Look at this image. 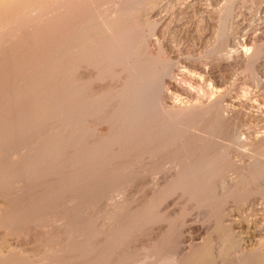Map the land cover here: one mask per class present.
<instances>
[{"label": "rangeland", "instance_id": "rangeland-1", "mask_svg": "<svg viewBox=\"0 0 264 264\" xmlns=\"http://www.w3.org/2000/svg\"><path fill=\"white\" fill-rule=\"evenodd\" d=\"M110 1L92 0L91 4L103 6ZM149 1L152 7L147 15H151L147 17L143 14L136 33L142 47L151 41L154 43V52L142 56H125L122 54L123 50L118 49L112 54L105 55L94 67L89 68L90 71L79 78L75 85L84 99L105 96L109 108L114 109L113 111L119 106L129 107L126 116L112 123L113 135L125 136L147 117L158 115L160 124L153 138L172 133V137L164 142L168 145L162 143L158 145L154 143L149 147L144 145L139 148L141 151L137 150L134 153V156H137L128 161L127 165L125 164L127 173L98 176L92 173L84 154L73 153L72 139L77 133H72L71 126H68V129L64 128L71 124V117L69 112H67L69 115H65L66 119L63 117L67 109L65 111V107L62 106L68 102V97L66 95L63 98L60 95L59 108L55 109L59 110L51 114L54 118L56 116V120L50 116L42 120L43 127L40 121V126L36 125V128H33L36 130L34 134L33 129L25 130L18 134L20 137L17 135L11 137L14 140L9 139L5 143L7 148L3 146L4 150L6 149L3 150L4 156L7 152L13 151L10 152V159L17 150L26 155V159H21L17 166L16 164L14 167L11 166L8 172L11 173L12 170L13 172L8 177L18 175L23 169L29 173L25 176L27 178L19 179V188H16L14 183L0 185V190L3 189L0 192V225L2 223L0 248L2 254H10L8 258L11 261L7 260V262H12L11 257L15 260L14 263L8 264H54L55 259V262L58 261L55 264H93V262L94 264H175L179 251L182 257L187 251L193 254L203 246L211 250V258L214 255L216 257L214 260L209 257L211 261L207 259L206 264H256L257 261L263 260L264 75L257 73L258 71L248 64L236 68L223 63L224 66L218 73L221 76L219 75L218 80H214L211 77H203L198 66L211 69V65L215 63L218 65L220 62H228V52L232 49L228 44L230 38L238 41L242 46L246 45L245 48L262 50L264 0ZM189 5L194 7L191 9ZM157 23L163 24L162 36L155 35L154 27ZM255 36H258V39L254 41ZM164 43L167 47L163 46ZM261 53L264 56V51ZM112 73L115 75L113 76ZM102 74H108L112 84L90 93L88 86L91 80ZM164 76L178 81L185 88V91L166 90V92L172 95V100L189 104L192 107L190 114L176 115L173 112L154 109L157 89ZM192 77L196 78V81L191 80ZM213 92L217 94L221 92L226 96L225 105L236 106L243 99L248 105L246 104V107L237 104L240 109L231 116L228 114L226 117L224 112L222 115V110L205 118L206 121L203 119V123L198 124L195 121L193 123L192 120L189 124L192 117L200 110L198 97L208 99L213 96L211 94ZM57 117L63 120L60 121L58 128ZM109 117L99 122L109 125ZM67 119L69 122H66ZM54 120L55 124L49 126ZM47 121L48 124L45 123ZM64 122L66 123L62 125ZM84 122L86 123V120ZM51 127L54 129L52 130ZM44 130L45 135L42 133ZM83 130L85 128L80 129ZM54 133L56 136L52 138ZM180 134L182 135L179 136ZM32 136H35L33 138L35 141L32 140ZM24 137L28 139L24 141ZM256 137L258 139L254 140ZM187 138L190 139L189 142ZM17 140H20L19 143ZM44 141L50 146L43 143ZM11 144L14 147L13 145L11 147ZM37 145H41L40 149L43 146L44 151H39ZM167 146H174L175 149L174 147L169 149ZM25 147L31 153L27 152ZM35 148L39 154L33 150ZM161 150H165L164 155ZM41 151L44 153L42 154ZM8 154L5 159H9ZM26 160L30 161L27 163ZM38 160L39 163L35 162ZM22 162L25 163L20 166ZM34 167L41 169V172ZM139 171H142L143 176ZM41 178L42 180H39ZM28 182L29 185L32 184L31 190L27 187ZM4 202L5 204L9 202V206H5ZM3 224L8 225L3 226ZM190 226L193 228L191 229ZM197 227L202 231H198ZM184 237H187L190 243L183 242ZM191 254L184 258L186 259L184 264H189L187 261L190 260ZM90 255L93 262L87 260ZM58 257L60 261L57 260Z\"/></svg>", "mask_w": 264, "mask_h": 264}, {"label": "bare ground", "instance_id": "bare-ground-1", "mask_svg": "<svg viewBox=\"0 0 264 264\" xmlns=\"http://www.w3.org/2000/svg\"><path fill=\"white\" fill-rule=\"evenodd\" d=\"M91 1L92 0H0V185H4V184H8V183H11V184L14 183V186L16 185L15 187L19 188V186H20L19 185L20 184L19 179L21 180V178H27L25 176L27 174L29 175V173H27V171L25 169H23L22 172L19 171L18 175L15 174L12 177H8V175H10L13 172V170L11 173L8 172V170L11 168V166L13 165V167H14V164H16V166H17V164H19V162L22 161L21 159H24L26 155L24 153H21L22 151L18 152V150H17L16 153L14 151V153H13L14 156H13V158L10 159V157H9L10 152H13V151H10V152H7V153H9L7 155V157L9 159H7V158L5 159V156L7 154L6 153L5 156L3 154V153H5V152H3L4 148H7L5 143L9 139H13L11 137H13L14 135L18 136V134L20 132H24L25 130L31 131L33 128H36L35 127L36 125L40 126V124H39L40 121H41V124H43L44 122H42V120H45L46 118L48 119V117H50L52 113H55V111L58 112L59 109L58 110H55V109L59 106L58 100L60 99L59 98L60 95H62L63 98L66 95L68 97V102L64 106H62V107H65V109H64L65 111L67 109L66 112L64 111L66 114H64L63 117L66 119L65 115H69V114H67V112L70 113V117H71V120H70L71 124L69 123V125H66L67 127H64V128L68 129V126H71L73 128L72 133H77V135L73 136V139H72L73 140L72 143L74 144V147H72L73 151H74L73 153L76 155H78V154L83 155L84 154V156L86 157V160L88 162L87 164H89L91 167L90 169H92L91 170L92 173L97 174L98 176H114V175L125 173L127 169L124 166L127 165L126 163L128 161H131V159H133L134 157L137 156V155L134 156L135 155L134 153L137 150H139V148H142V146H144V145H147L146 147H149L150 145H152L154 143H157V145H158V143L164 144V142H167V140H169L170 137H172L171 135H173L172 133H166L161 137L153 138L155 131L159 128L160 121H159L158 115H152L150 117H147L145 120L141 121L138 125H136V127L133 130H131L129 134L122 136V137H120V136L117 137V136L113 135V132L111 130L112 123H115L119 119H122L124 116H126L129 113V107H127L126 105L121 106V107L119 106L117 110L113 111L114 109L109 108L108 103L106 102L105 96L99 97L97 99H84L83 96L81 97L78 89H76V85H75L76 81L79 78H81L82 76H84L88 71H90L89 68L94 67L98 63V61H100L105 55L112 54L113 52H116L118 49L123 50L122 54L125 56H142L148 52L149 53L154 52V49H153L154 43L151 41V42H149V44L147 43L145 45V47H142L140 44L141 40L137 36V33H136V29L138 28V25L140 24V20H141V17L143 16V14L146 15L147 17L148 16L150 17V15H151V14L147 15V14H149L148 10L152 7V4H150L149 0H111L109 3H105L103 6H95V5L91 4ZM196 1H198V0H196ZM230 1H236V0H230ZM189 6H191L190 7L191 9H192V7H194L192 5H189ZM154 32H155V35L162 36L163 32H164L163 24L157 23L154 27ZM257 39H258V36L253 37L254 41ZM228 42H229L228 44H230L232 47V49L229 50V52H228V62H225V61L220 62V63H218V65L215 63V65H211L212 66L211 69H208L205 66L204 67L198 66V69L200 70V73L202 74L203 77H206V78L211 77V78H214V80H218L219 75H220V74H218L220 71L219 69L222 66H224L223 63H225V65L228 64L229 67H234V66L240 67L243 64H248L252 67V69H255L256 71H258L257 73H259V74L261 73L264 75V56H262L263 54L261 53L262 51H264V48H262V50H259V49L254 50L252 48L248 49V48H245L246 45H243L244 46L243 47L242 44H240L238 41H235L232 38L228 39ZM165 44L166 43H164L163 46L167 47V44L166 45ZM228 65H226V66H228ZM227 69H228V67H227ZM231 69H235V68H231ZM221 71H223V68ZM168 73H170V72L168 71ZM112 74H113V76L115 75V73H112ZM112 74H111V76H112ZM190 79L193 81H196V78H194V77H192ZM109 80L110 79H109L108 74H102V75L96 76L94 79L91 80L90 85L88 86L89 92L94 93L96 90L112 84L111 83L112 80H110V81ZM166 90L185 91V88H183L179 84L178 81L169 79L168 77L164 76L162 78L160 84H159V88L157 89L155 102H154V109H156L158 111L173 112L176 115H185V114H190V112H192V107L189 104L181 103L178 100H172V97H171L172 95L170 93H167ZM67 91H68V93H66ZM211 94L213 96H210L208 94L210 96V98H208V99H204V98L197 96L199 98L200 110L198 111V113L196 115H194L192 117L189 124L192 122V120H193V123H194V121H195V123H198V124L203 123L202 121H204L205 118H208L209 116L211 117V114H214V113L217 114L218 111L221 112L222 110H223L222 115L224 112V115L226 117L228 114H230L228 116H231V114L233 112H235L237 109L238 110L240 109L238 107L239 105L240 106L245 105L246 107L248 105L247 101H243L245 99H243L242 100L243 102L241 101L239 104L236 102L238 104V106L236 104V106L238 108H236L234 103H232L234 105H231V104L225 105L226 96H224L221 92H219L218 94L213 92ZM191 96H193L192 93H191ZM64 100L65 99H63V101ZM61 103L62 102H60V104ZM243 108H244V106H243ZM47 109H50V111ZM236 112H238V111H236ZM243 112H244V110H243ZM111 113H112V117L110 118L109 116L111 115ZM61 114H63V113H61ZM220 116H221V114H220ZM52 117L53 116H51L50 118H52ZM107 117L110 118L109 119L110 120L109 125L102 124L99 122L103 118H107ZM55 118H56V116H55ZM60 118H62V117H60ZM57 119H58V117H57ZM62 119H58L59 120V121H57L58 123L56 122L57 128H58V125ZM68 119L66 120V122L68 121ZM228 119H230V118H228ZM55 120H54L53 124L51 123V125L49 124V126H53L55 124ZM84 120H86V123L84 122ZM218 120H219V118H218ZM66 122H64L62 125H64ZM45 123L48 124V121ZM217 125H218V123H217ZM222 125H224V123ZM39 126H38V128H39ZM43 126H44V124L42 125V127ZM81 128H85V130L80 131ZM193 128H194V126H193ZM45 129L47 130V128H45ZM53 129L54 128H52V130ZM197 129H198V126H197ZM49 130H50V128H49ZM62 130H63V127H62ZM30 131H28V132H30ZM34 131L36 132V130L33 129V132H32L33 134L35 133ZM64 131H65V129H64ZM64 131H62V133H64ZM52 132H54V131H52ZM206 132H207V130H206ZM39 133H41V132H39ZM42 133H43V135H45V130ZM62 133H61V135H62ZM72 133H70V135ZM46 134H47V132H46ZM182 134H180L179 136H181ZM28 135L29 134H27V136ZM39 135L40 134H38V137H40ZM43 135H42V138H43ZM53 135L51 134V136H53ZM61 135H60V137H61ZM197 135H196V137H197ZM51 136H50V138H51ZM55 136H56V134L52 138H55ZM177 136H176V138H177ZM184 136H186L185 133H184ZM18 137H20V136H18ZM33 138H35V136L34 137L32 136V140H34ZM46 138L50 139L49 137H46ZM27 139L28 138L26 137L24 141H26ZM180 139H182V138L180 137ZM187 139H188L187 142H189L190 139L189 138H187ZM257 139H258V137H256V139H254V140H257ZM13 140H10V142H12ZM22 140H21V142L24 143V141H22ZM63 140H64V138H63ZM83 140H84V142H83ZM175 140L176 139L174 137V141ZM185 140H183V142ZM193 140H194V137H193ZM251 140L253 141V139H251ZM19 141L17 140L18 143H19ZM34 141L30 140V142L35 143ZM38 142H41V141H38ZM43 143H45V141ZM192 143H193V141H192ZM261 143H263V142L261 141ZM7 144H9V143H7ZM45 144H47V142ZM177 144H178V142H177ZM4 145L6 147L3 148ZM12 145L13 144H11V147H12ZM19 145L20 144H18V146ZM42 145H44V144H42ZM51 145H52V143H51ZM164 145H168V144L166 143ZM170 145H171V143H170ZM172 145H174V144H172ZM34 146H36V145H34ZM39 146H41V145H39ZM39 146L37 147L38 150L39 151L43 150V146L41 147V149L39 148ZM47 146L49 147L50 144L49 145L47 144ZM54 146H55V144H54ZM174 146H171V147H174ZM13 147H14V145H13ZM19 147H21V146H19ZM44 147H45V145H44ZM157 147L158 146H156V148ZM171 147L167 146V148H169V149ZM28 148H30V147H28ZM167 148L164 147V149H167ZM12 149L15 150L14 148H12ZM35 149H33V150L37 151V154H39L38 153L39 151L37 149L36 150ZM56 149H58V148H56ZM151 149H152V146H151ZM174 149H175V147H174ZM25 150H27V148ZM162 150H163V146H162ZM162 150H161V152L164 155L165 150L164 151H162ZM29 151L27 150V152H29ZM45 151H46V149H45ZM139 151H141V150H139ZM47 152H49V151H47ZM64 152L67 153L66 151H64ZM30 153H31V151H30ZM43 153L44 152H42V154ZM51 153H52V151H50V155H51ZM137 153H139V152H137ZM154 153L155 152H153V154ZM157 154H159V153H157ZM11 155H12V153H11ZM60 155L61 154H59V156ZM62 156H63V154H62ZM72 156H74V155H72ZM150 156H152V155H150ZM48 157H49V155H48ZM51 157H52V155H51ZM152 157H156V155H154ZM32 158H33V155H32ZM35 158H36V156H35ZM138 160H136V161H138ZM142 160H141V162L143 163V161H145V160H143V161ZM28 161H30V160H26L27 163H28ZM157 161H155V162L157 163ZM35 162L39 163V160L35 161ZM104 162H107L108 164H106ZM24 163L23 162L20 163V166H21V164H24ZM52 163H51V165H52ZM146 163L148 164V161ZM34 164L37 165L36 163H33V165ZM53 164H56V162ZM128 164H130V163H128ZM150 165H152V164H150ZM26 166L28 167V165H26ZM128 166H130V165H128ZM141 166H143V164ZM37 167H40V166H37ZM37 167L36 168L34 167V168L39 169ZM48 167L50 168V164ZM135 167H136V165H135ZM57 168H58V166H57ZM131 168H133V166ZM136 168H139V167H136ZM16 170H17V168H16ZM39 170L41 172V169H39ZM129 170H131V169H129ZM141 170H142V168H141ZM35 171H37V170H35ZM58 173H59V171H58ZM134 174L137 175L135 172H134ZM139 174H141L143 176L142 171ZM145 174H146V172H145ZM97 175H95V176L97 177ZM45 176H46V174H45ZM54 176H56V175H54ZM39 180H42V178ZM22 181H23V179H22ZM29 182H28L27 187H29L31 190L30 185H32V184L29 185ZM56 182H58V181H56ZM22 183H24V182H22ZM32 183H34V182H32ZM35 183H38V182H35ZM96 184H97V182H96ZM98 184H99V182H98ZM22 186H24V185H22ZM56 186H57V184H56ZM9 187H11V186H9ZM6 189H4V190H6ZM1 190H3V189H1ZM1 190H0V192H1ZM10 190H12V189H10ZM19 191L21 192V190H19ZM2 193H4V192H2ZM58 195H59V193H58ZM46 196H47V194H46ZM26 199H27V197H26ZM8 203L5 204V202H4L5 206L6 205L9 206ZM28 203L30 204V202H28ZM19 204H21V203H19ZM30 205H32V204H30ZM12 207H13V205H12ZM13 210H15V208H13ZM31 212H29V213H31ZM2 221H3V219H2ZM70 222H72V221H70ZM1 225H2V223H1ZM7 225L8 224H6V225L3 224V226H7ZM20 227H25V225L20 226ZM192 228H193V226L191 227V229ZM196 229L198 231H200V230L202 231V229L200 227H197ZM0 234H1V232H0ZM102 237H104V236H102ZM186 238L184 237L183 242L187 241L188 238L187 239ZM0 239H1V236H0ZM187 242H189V241H187ZM180 243H182V242H180ZM205 245H206V243H205ZM209 245H210V243H209ZM182 246H180V247H182ZM186 246H188V245H186ZM188 249L189 248H187V250ZM211 249H213V248L211 247ZM179 250H181V249L179 248ZM182 250H184V249H182ZM9 251H10V249H9ZM210 251L211 250L207 246H203V247L199 248L198 250H196L193 254H191V253H189V251H187L186 255H182V257H181V255H179V252H180L179 251L178 255H177L178 258H176V259L173 258V260L175 259V261H174L175 264H184V263H186V259H184V258L188 257V255L190 256V254H191L190 260L188 259V261H187V262H189V264H203L204 262L206 264V260L207 259L210 260L209 257L210 258L212 257V256H210V253H211ZM183 252H181V254ZM6 255L7 254H5V255L2 254V249L0 248V264H8V263H12V262L14 263V261H15L14 257L9 256V257H11V259H13L12 262H9V261H11L8 258V255H10V254H8L7 257H6ZM58 255H59V253H58ZM91 255H90V258L87 259L88 261H89V259L91 260ZM214 257H215V255H214ZM214 257L211 259L214 260ZM60 259H61V257H60ZM215 259H216V257H215ZM262 259L263 260L260 262L257 261L256 264H264V258H262ZM7 260H9V261L7 262ZM33 260H34V258H33ZM55 260L53 261L54 264L56 262H58V261L55 262ZM57 260H59V257ZM64 260H68V259L66 258ZM16 261H18V260H16ZM47 261H49V260H47ZM72 261L73 260H71V262ZM91 261L93 262V260H91ZM207 263H209V261H207ZM81 264H83V263H81ZM93 264H94V262H93Z\"/></svg>", "mask_w": 264, "mask_h": 264}]
</instances>
